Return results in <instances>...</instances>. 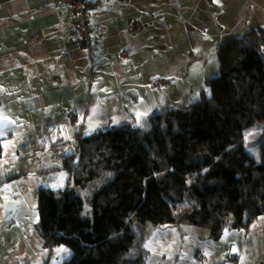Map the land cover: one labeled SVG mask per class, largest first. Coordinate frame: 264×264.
<instances>
[{
	"label": "crops",
	"instance_id": "obj_1",
	"mask_svg": "<svg viewBox=\"0 0 264 264\" xmlns=\"http://www.w3.org/2000/svg\"><path fill=\"white\" fill-rule=\"evenodd\" d=\"M53 1L0 0V113L15 121L0 125V264L69 260V247L49 250L36 232L38 189L69 185L62 163L82 136L106 124H139L138 112L150 117L185 104L176 99H186L182 74L196 55H214L241 36L264 2L96 0L87 12L92 43L85 48ZM31 36L38 37L32 45ZM158 77L167 84L155 85ZM60 142L65 148L54 158L49 151ZM108 180L80 190L86 217ZM256 221L251 232L229 229L218 241L206 228L163 225L144 242L145 264H264V219Z\"/></svg>",
	"mask_w": 264,
	"mask_h": 264
},
{
	"label": "trees",
	"instance_id": "obj_2",
	"mask_svg": "<svg viewBox=\"0 0 264 264\" xmlns=\"http://www.w3.org/2000/svg\"><path fill=\"white\" fill-rule=\"evenodd\" d=\"M217 52L209 97L82 136L62 163L69 185L38 189L36 232L45 248L72 250L64 264H145L144 242L163 225L206 228L218 241L264 215V28ZM259 127L257 161L245 140ZM102 179L86 217L80 190ZM189 195V210L175 213Z\"/></svg>",
	"mask_w": 264,
	"mask_h": 264
},
{
	"label": "rangeland",
	"instance_id": "obj_3",
	"mask_svg": "<svg viewBox=\"0 0 264 264\" xmlns=\"http://www.w3.org/2000/svg\"><path fill=\"white\" fill-rule=\"evenodd\" d=\"M251 26L253 28L262 26L264 28V2L262 3V8H260V10H256L252 13V15L249 18V24L246 25V29L242 32L243 33L242 35H244L247 31H249L251 29ZM27 39L31 42L32 45L33 43L37 42L38 37L31 36L30 38ZM80 47L83 46H81L80 44ZM219 73H220V69H219L218 52H216V54L214 55L210 53H208L205 56L196 55L195 62L191 63L189 71L182 74V81L185 84L182 91L184 92L186 99H182L183 97L180 95V97L176 99L177 103H180L182 100H184L185 104L183 105H188L191 102L202 99L204 95L209 97L211 95V88L208 81L214 77H217ZM58 122L60 123L62 122V120ZM77 126H79V124ZM261 131L262 128L261 129L260 127L256 128L254 131L248 134L245 140L246 149L248 150L250 155L254 157L257 161H260L261 159L260 146L257 143L259 139L258 133ZM64 148H65L64 145H61L60 142L58 143L57 147L54 148L53 150H50L49 153L52 157L58 158L59 156H61ZM193 198L194 197L192 195H189V197H187V199L183 203L178 205L179 207L175 209V213L187 212L191 207V205L193 204ZM259 218L264 219L263 216H260ZM255 222L254 224H252L253 227H255L258 223V221Z\"/></svg>",
	"mask_w": 264,
	"mask_h": 264
},
{
	"label": "built area",
	"instance_id": "obj_4",
	"mask_svg": "<svg viewBox=\"0 0 264 264\" xmlns=\"http://www.w3.org/2000/svg\"><path fill=\"white\" fill-rule=\"evenodd\" d=\"M96 0H54L53 5L56 7L60 15H68L69 33L76 37L79 45L90 48L92 43V32L90 23L87 18V12L93 8ZM27 44L31 42L27 39ZM128 53H122L123 57H127ZM178 77V76H177ZM168 82L166 77H158L154 84L157 86H164Z\"/></svg>",
	"mask_w": 264,
	"mask_h": 264
},
{
	"label": "snow or ice",
	"instance_id": "obj_5",
	"mask_svg": "<svg viewBox=\"0 0 264 264\" xmlns=\"http://www.w3.org/2000/svg\"><path fill=\"white\" fill-rule=\"evenodd\" d=\"M147 112H138L137 116L139 117H143L146 116ZM15 123V121H11L8 119V117L6 115H3L2 113H0V125H2L4 128H6L9 124ZM11 186L6 185L5 186V191ZM5 200H7V197H5ZM230 235V233L227 232V230H225V236ZM58 251H66L65 249H60ZM233 251H235V249H233Z\"/></svg>",
	"mask_w": 264,
	"mask_h": 264
},
{
	"label": "water",
	"instance_id": "obj_6",
	"mask_svg": "<svg viewBox=\"0 0 264 264\" xmlns=\"http://www.w3.org/2000/svg\"><path fill=\"white\" fill-rule=\"evenodd\" d=\"M92 31V30H91Z\"/></svg>",
	"mask_w": 264,
	"mask_h": 264
}]
</instances>
